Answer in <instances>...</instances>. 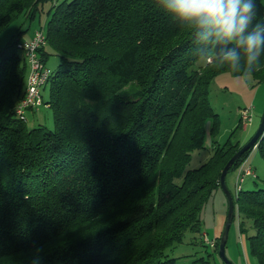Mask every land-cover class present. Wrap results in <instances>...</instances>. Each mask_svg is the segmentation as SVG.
<instances>
[{"label":"trees","instance_id":"16d2710c","mask_svg":"<svg viewBox=\"0 0 264 264\" xmlns=\"http://www.w3.org/2000/svg\"><path fill=\"white\" fill-rule=\"evenodd\" d=\"M50 1L0 0V32L45 13L38 53L46 66L51 50L60 59L42 93L54 126L30 128L15 113L30 71L21 27L0 46V264H214L222 233L210 238L201 213L242 145L236 129L188 164L205 147L206 120L220 128L210 84L222 71L246 75L244 48L181 20L166 0ZM254 3L246 31L264 26V0ZM225 46L240 54L235 71ZM252 75L264 81V50ZM256 148L264 157V133ZM233 195L232 224L264 264V186ZM187 231L202 254H175Z\"/></svg>","mask_w":264,"mask_h":264},{"label":"rangeland","instance_id":"374dc122","mask_svg":"<svg viewBox=\"0 0 264 264\" xmlns=\"http://www.w3.org/2000/svg\"><path fill=\"white\" fill-rule=\"evenodd\" d=\"M62 0H53L47 3V7L53 2H60ZM46 14L43 13L40 18H36L32 22L20 17L15 19L9 26L0 32V46L10 40V38L17 34L21 27L20 41L31 39L36 29H44ZM51 54L46 61L48 67L54 70L59 64V56L51 50ZM44 99L49 96V84H46L42 89ZM210 103L214 111L218 113L220 120V128L216 133L212 132L213 119L206 120V137L205 147L194 150L192 152V159L188 164V168L200 166L211 155L212 148L215 143L223 144L230 136L232 131L236 129L235 135L232 139L239 140L240 143H245L256 131L257 124L261 120L264 111V81L258 80L251 74L235 75L228 71H222L216 75L210 84L209 93ZM247 109L253 115V122L243 118V112ZM28 127L33 128L38 124H45L49 128H53L54 119L52 109L42 104L35 111L29 109L26 112ZM247 124V127H245ZM246 165H251L255 175L245 176L241 183L243 189H256L264 186V157L261 156L255 147L248 158ZM237 171H231L226 183L233 194L237 191ZM178 181H181L179 179ZM228 200L225 191L220 188L217 189L213 197L208 201L202 211L203 229L210 238L215 235V224L220 219V215H227ZM198 235V234H196ZM195 234L187 231L183 242L177 247L175 254L195 253L202 254L203 245L200 243L194 245L190 243V239ZM245 236L239 234L237 221L231 224L228 240L226 244V255L233 261L234 264H259L257 260L252 257L244 248L243 239ZM247 246V245H246ZM248 250V249H247ZM214 264H227L219 255L214 260Z\"/></svg>","mask_w":264,"mask_h":264},{"label":"clouds","instance_id":"9594fccd","mask_svg":"<svg viewBox=\"0 0 264 264\" xmlns=\"http://www.w3.org/2000/svg\"><path fill=\"white\" fill-rule=\"evenodd\" d=\"M255 9L254 0H166V10L181 20H195L201 26L210 25L226 45L235 42V45L242 46L246 53L248 76L252 74L253 64L259 70V56L264 50V26L257 23L251 31H246L256 16ZM202 35L206 39L210 32L206 29ZM219 54L233 62L235 71L240 59L236 47L225 46Z\"/></svg>","mask_w":264,"mask_h":264},{"label":"built area","instance_id":"2783aa9c","mask_svg":"<svg viewBox=\"0 0 264 264\" xmlns=\"http://www.w3.org/2000/svg\"><path fill=\"white\" fill-rule=\"evenodd\" d=\"M46 43L45 31L36 29L31 39L19 42V47L26 53L29 61L30 71L27 78L26 93L24 97L16 104L15 113L17 117L26 119V112L30 107L38 108L43 104L42 88L47 83L52 69L47 67L41 60L38 49ZM243 118L252 121V114L247 111L243 112ZM247 161V160H246ZM246 161L237 169V191L241 188V183L245 176L255 175L252 166L246 165ZM207 242L209 239H206Z\"/></svg>","mask_w":264,"mask_h":264},{"label":"water","instance_id":"95a60500","mask_svg":"<svg viewBox=\"0 0 264 264\" xmlns=\"http://www.w3.org/2000/svg\"><path fill=\"white\" fill-rule=\"evenodd\" d=\"M264 133V111L261 116V120L259 122V125L255 131V133L245 142L241 145V147L228 159L226 164L224 165L221 175H220V186L225 191L227 200H228V211L226 215V220L224 223L223 231L220 237V243H219V250L218 254L219 256L227 263V264H234L232 260H230L226 255V244L228 240V234L229 230L232 224V220L234 217L235 212V200L234 195L231 192V190L228 188V185L226 183V177L229 169L234 164V162L241 157L242 154H244L246 151L250 149H254L257 146V143L261 136Z\"/></svg>","mask_w":264,"mask_h":264},{"label":"crops","instance_id":"0c3cea01","mask_svg":"<svg viewBox=\"0 0 264 264\" xmlns=\"http://www.w3.org/2000/svg\"><path fill=\"white\" fill-rule=\"evenodd\" d=\"M252 117H253V115H252ZM252 122H253V118H252ZM258 125H259V123L257 124V126L256 127H258ZM245 127H247V124H245ZM225 220H226V216H224L223 214H221L220 215V219L218 220V222L215 224V235H214V237L213 238H215V237H217V236H219L221 233H222V231H223V227H224V223H225ZM212 238V239H213ZM243 241H244V239H243ZM244 248L246 249V244H245V242H244Z\"/></svg>","mask_w":264,"mask_h":264}]
</instances>
